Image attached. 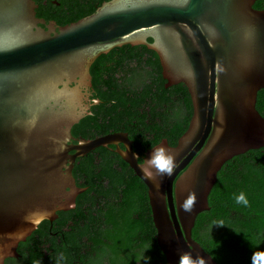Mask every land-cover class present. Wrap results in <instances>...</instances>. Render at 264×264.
<instances>
[{
	"label": "water",
	"instance_id": "1",
	"mask_svg": "<svg viewBox=\"0 0 264 264\" xmlns=\"http://www.w3.org/2000/svg\"><path fill=\"white\" fill-rule=\"evenodd\" d=\"M256 1L108 0L55 27L36 17L33 0H0V264L18 258V245L40 223L75 208L85 191L72 174L75 160L108 145L147 188L166 263L198 264L199 257L217 264L192 229L210 210L222 166L264 148V118L256 110L264 89V9L253 8ZM127 45L153 51L165 87L183 84L189 94L186 131L175 146L163 139L152 147L176 158L171 176L146 179L140 168L152 148L139 163L126 134L72 136L90 115L92 64Z\"/></svg>",
	"mask_w": 264,
	"mask_h": 264
},
{
	"label": "trees",
	"instance_id": "2",
	"mask_svg": "<svg viewBox=\"0 0 264 264\" xmlns=\"http://www.w3.org/2000/svg\"><path fill=\"white\" fill-rule=\"evenodd\" d=\"M105 1H71L55 16L67 25ZM253 8L264 9V0ZM37 16L50 17L44 11ZM90 73L93 98L100 103L92 106V116L82 119L79 128L73 126L75 136L88 139L124 127L130 131L128 125L135 122L134 139L147 148L163 139L176 145L192 116L191 100L183 84L165 87L153 51L144 46L115 48L98 57ZM256 110L264 118V89L257 94ZM98 151L76 160L73 176L86 188L76 198V210L61 213L57 226L39 224L41 229L18 245V258L5 264H167L156 242L147 188L116 154ZM241 193L247 206L235 201ZM208 206L192 229V238L205 252L217 264H264V148L222 166Z\"/></svg>",
	"mask_w": 264,
	"mask_h": 264
},
{
	"label": "flooded vegetation",
	"instance_id": "3",
	"mask_svg": "<svg viewBox=\"0 0 264 264\" xmlns=\"http://www.w3.org/2000/svg\"><path fill=\"white\" fill-rule=\"evenodd\" d=\"M34 1V3H35V5L37 6V8L35 9V11H36V17L37 18H39V19H42V20H44L45 22H46V24H48L49 22H54L55 23V27H63V26H66V24L65 23H62V22H59L58 20H57V18H56V16H55V14H61V13H63V12H65L66 10H67V6H66V4H69L71 1H76V2H78L79 4H86L87 3V0H33ZM39 2H40V4H39ZM37 11H44V12H47V13H49V16L50 17H40V16H37ZM71 23H74V22H70V24ZM67 25H69V24H67ZM91 74V73H90ZM91 77H92V75H91ZM91 83H92V79H91ZM93 96H94V91H93V89H92V87L90 88V89H88L87 90V98H88V101L87 102H85V104L89 107V110H88V112L90 113V115H87V116H92V113H91V108H92V106H96V105H98L99 103H100V101L99 100H97V99H95V98H93ZM95 101H98V104H94L95 103ZM87 116H85L84 118H86ZM83 118V119H84ZM82 123V119L79 121V123L78 124H76L75 125V128H79ZM135 122L134 123H132V124H129L128 125V127H129V129H130V131H128L127 129H126V127H124V129H120V128H118L117 130H110L109 132H107L106 134H102V135H96L95 137L93 136V138H88V139H95V138H98V137H103V136H105V135H108V134H117V133H122V134H126V136H127V138H128V140L131 142V147H132V149H133V152L135 153V154H137L138 155V162L139 163H142V157L144 156V154H145V152L147 151V150H149L150 148H147L146 146L147 145H145V142H143V143H139L138 141H136L135 139H134V137L136 136L135 134H136V130H137V128L135 127ZM77 126V127H76ZM118 127V126H117ZM74 128V127H73ZM73 128L71 129V133H72V136L75 138V139H80V138H83V139H87V138H85V137H82V135H77V136H75L74 134H73ZM111 129H113V128H111ZM87 131H90V133L91 132H93V134L95 133V131L93 130V129H87ZM85 133H86V131H85ZM72 144H76L74 141L72 142ZM154 147V146H153ZM99 148H102V149H104L106 152H110V153H113V154H116L118 157H119V155L115 152V150H116V147L115 146H113V145H108L107 147H105V148H103V147H99ZM99 148H96V149H94V150H92V151H90L89 153H87L84 157H81L80 159H83V158H86V157H89V154H93V153H96V152H100V151H98L99 150ZM119 148L120 149H124V147H123V145L122 144H119ZM71 153H73V152H71ZM99 158V157H98ZM78 159V158H77ZM76 159V160H77ZM76 160H75V163H76ZM119 160L120 161H122V162H124L120 157H119ZM118 160V161H119ZM75 163H74V166H75ZM125 163V162H124ZM73 169H74V167H73ZM73 174V173H72ZM74 177V176H73ZM76 185H77V183H76ZM77 187L78 188H81V189H85V191H86V188H82V187H79L78 185H77ZM84 191V192H85ZM82 194V193H81ZM80 195V194H79ZM146 195H147V189H146ZM149 204V203H148ZM149 208H150V206H149ZM76 210V205H75V208L74 209H72V211H75ZM70 212H71V210H69V211H66V212H58L57 213V218L53 221V222H50V227H52V226H57L60 222H61V216H60V214L61 213H63V214H66V213H68V215L70 214ZM151 212V211H150ZM44 222H49V221H43V223ZM41 225H42V223H40ZM41 225H39V227L41 226ZM67 225L68 226H71L72 225V222H69V223H67ZM37 228V230L39 229H41V227L40 228ZM17 259V258H16Z\"/></svg>",
	"mask_w": 264,
	"mask_h": 264
},
{
	"label": "clouds",
	"instance_id": "4",
	"mask_svg": "<svg viewBox=\"0 0 264 264\" xmlns=\"http://www.w3.org/2000/svg\"><path fill=\"white\" fill-rule=\"evenodd\" d=\"M176 167V158L161 146L151 149L150 156L144 161L140 169L146 179L152 180L156 176H171ZM235 201L237 204L248 205V200L244 193L236 196ZM191 203L189 201V204ZM186 211H191V209L186 207ZM195 260L198 261V264H204V261L200 260L199 257H196ZM185 264H187V261H185Z\"/></svg>",
	"mask_w": 264,
	"mask_h": 264
}]
</instances>
